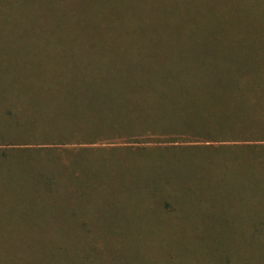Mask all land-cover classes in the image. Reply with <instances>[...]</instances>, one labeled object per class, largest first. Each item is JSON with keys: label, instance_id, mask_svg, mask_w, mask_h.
<instances>
[{"label": "rangeland", "instance_id": "obj_1", "mask_svg": "<svg viewBox=\"0 0 264 264\" xmlns=\"http://www.w3.org/2000/svg\"><path fill=\"white\" fill-rule=\"evenodd\" d=\"M121 9L131 35L134 22L155 40L43 47L6 41L15 29L0 26V250L17 244L23 264H264V118L234 117L233 129L207 134L213 88L248 90L251 76H212L220 60L264 52V0H123ZM258 59L250 67H264ZM85 83L126 107L124 132L89 139L101 122L88 114ZM198 104L208 122L185 119ZM66 109L82 114L65 119ZM52 119L64 123L58 134ZM7 162L23 181L29 166L52 178L8 181Z\"/></svg>", "mask_w": 264, "mask_h": 264}, {"label": "trees", "instance_id": "obj_2", "mask_svg": "<svg viewBox=\"0 0 264 264\" xmlns=\"http://www.w3.org/2000/svg\"><path fill=\"white\" fill-rule=\"evenodd\" d=\"M60 1H64L63 8H61L58 4ZM122 1L123 0H112L110 6H108L106 0H0V26L3 30H6L7 28L15 29L13 34L8 35V39H4L6 41H36L37 45H42L43 47L49 46L53 42H56V44H63L64 47H67L70 43L81 42L79 43L80 45H88L87 47L91 49V47H107V43L110 42L111 45H108L109 47H116L118 46L116 45V42L118 41L155 40L144 38L140 34L139 29L135 25L133 27L134 22H132V26H130V28L132 27L131 29L135 30L132 35L128 32L129 30L127 31L125 27L121 25L124 20V17L119 14V8L122 10ZM8 23L12 27L7 25ZM118 26H121V28ZM0 41H2V38ZM89 43L92 44L90 45ZM139 46L140 45L138 44L134 45V47ZM218 52L221 51L218 49V51H214L211 56L216 55ZM250 52L251 53H248L246 56L251 60L250 63L253 65H256L257 62L260 63V59L258 58H264V55L261 54L264 52L257 51L260 52V54H257L255 51ZM123 59L124 58H121V60ZM221 61L224 60L218 61L214 67V73L212 76L213 80L219 73L226 69H230L233 72L234 75L232 78L235 79L234 82L240 81V77L244 75L248 76L247 78H249V76L253 78L247 81L248 84L243 83V87H248V90L243 91V95L240 96H223L215 94L213 88V91L207 97L208 107L212 110H217L216 118L217 120H221L222 123L220 124L216 120L215 115L212 114V118H215V122H213L212 127L209 129L210 133L207 134H211L213 131L218 129L228 131L229 129H233L232 127L228 128V126L236 122L234 117L244 120V123H248L247 121H254V119L258 116L260 118H264V75H260L264 72V67H250V63H243L241 60H239L237 64L234 62V65H228L229 67H220ZM127 69L129 70V68ZM238 73L241 75L240 77L237 76ZM116 78L120 77L117 76ZM44 84L45 83L41 84L39 87H44ZM50 84L52 83L46 84V89L51 87L49 86ZM100 86L101 84L92 85L88 83L81 85V88L84 89L87 94H90V92L92 93V95L88 96L90 101L92 102V100H95V105L88 102L86 106L88 114L92 113V115L95 116V121H98L99 117V121L101 122L95 129L94 133L88 136L89 139L95 136L98 137L112 134L117 131V129L124 132V127L126 126L122 125L123 122L127 119H133V117H131L130 114L128 115L123 109L126 108L123 104L114 103L112 99H115L116 95H111L109 92L110 90L105 93V96L99 94L97 90ZM66 87L71 88L69 83ZM78 88L71 89L76 90ZM207 88H209V84H207L203 89L206 91ZM2 89L3 88L1 86L0 90ZM123 90L124 88L122 89V92ZM256 90L261 91L256 92ZM125 92L132 93L130 88ZM212 100L215 101V107ZM230 102L232 105L227 104ZM217 103H220V105L218 106ZM108 109H111L109 114L106 113V110ZM191 110L194 111V114L185 118L189 122H208L211 118V114L208 115L207 110L199 104L197 109L184 111L188 112ZM80 114L82 113L78 110L70 111L69 109H66L63 113L65 119L69 120L75 119L74 117H77ZM6 115H8V113ZM84 116L86 115H83V118ZM108 117H112L113 119L111 120ZM135 118H138V116ZM14 124L21 125L18 120H16ZM23 125H25V122H23ZM250 125L251 126L247 127L249 129V135H252L256 127H254V124ZM88 126H91V124ZM32 127H35V125ZM48 129L53 131L55 134H58V131L64 129V123L59 120L52 119ZM152 129L158 130L156 127H152ZM46 134H49L47 130ZM198 134L201 135L202 133L199 132ZM261 150L263 149L261 148ZM53 156L55 157V155ZM14 166H17V164H13L11 162H7V167L4 166V168H8L4 173V176L7 175L8 181H22L23 183L29 184L36 180V175H45L39 167L29 166L24 168L25 179L23 181L22 169H17V167ZM58 167H62L63 169L64 167L66 168L64 164H59ZM45 176L46 177L44 179L48 182L52 178L49 175ZM52 208L53 206H51V209ZM14 249L15 251L13 254H9L10 250L7 252L6 250H0V258L2 260L9 258L12 260L13 264H23V259L26 253L19 257L17 244H15ZM57 255H59L58 251ZM57 255L54 256V259H57Z\"/></svg>", "mask_w": 264, "mask_h": 264}]
</instances>
